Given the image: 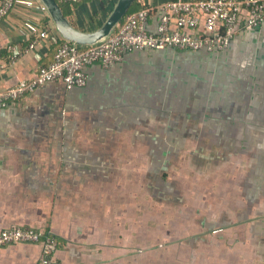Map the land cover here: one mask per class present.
Here are the masks:
<instances>
[{
	"label": "crops",
	"instance_id": "0c3cea01",
	"mask_svg": "<svg viewBox=\"0 0 264 264\" xmlns=\"http://www.w3.org/2000/svg\"><path fill=\"white\" fill-rule=\"evenodd\" d=\"M37 1L0 23V91L33 79L63 39ZM168 1L145 0L146 30ZM115 3L62 9L90 31ZM240 25L224 50H133L88 66L83 87L49 81L0 108V232L56 237L53 264H264V22ZM43 27L55 40L29 49ZM41 254L6 244L0 264Z\"/></svg>",
	"mask_w": 264,
	"mask_h": 264
},
{
	"label": "built area",
	"instance_id": "2783aa9c",
	"mask_svg": "<svg viewBox=\"0 0 264 264\" xmlns=\"http://www.w3.org/2000/svg\"><path fill=\"white\" fill-rule=\"evenodd\" d=\"M16 1L0 0V23L13 10ZM60 1L73 3L81 0ZM31 7L40 13L49 14L41 1L33 2ZM160 9L162 16L154 32L145 28L152 10L144 8L127 13L114 33L101 43L85 46L67 40L60 42L53 62L41 67L33 79L0 91V108H6L26 92L49 81L62 80L68 89L83 87L88 80V66L99 64L103 68H110L123 60L125 53L133 50L172 47L186 51H221L235 37L241 22L240 26L247 29L258 27L264 22V0H171L160 5ZM172 18L176 19V29H170ZM40 38L54 39L51 31L43 27L28 48L33 49ZM20 54L18 48H13L11 61L15 62ZM3 67L4 61L0 55V70ZM17 242L41 244L42 254L37 264L54 263L57 240L51 234L22 227L7 228L0 232V246Z\"/></svg>",
	"mask_w": 264,
	"mask_h": 264
},
{
	"label": "water",
	"instance_id": "95a60500",
	"mask_svg": "<svg viewBox=\"0 0 264 264\" xmlns=\"http://www.w3.org/2000/svg\"><path fill=\"white\" fill-rule=\"evenodd\" d=\"M49 12L56 30L62 38L79 45H95L107 40L122 22L123 18L136 0H116V3L103 24L90 31L76 27L64 14L58 0H40Z\"/></svg>",
	"mask_w": 264,
	"mask_h": 264
},
{
	"label": "trees",
	"instance_id": "16d2710c",
	"mask_svg": "<svg viewBox=\"0 0 264 264\" xmlns=\"http://www.w3.org/2000/svg\"><path fill=\"white\" fill-rule=\"evenodd\" d=\"M58 2L60 3L61 6H63V4H62L63 2H61L59 0H58ZM150 6H151V4L146 3L145 0H136L127 13L133 12V11H138V10H141L144 8H150ZM62 41H65V40L62 39Z\"/></svg>",
	"mask_w": 264,
	"mask_h": 264
},
{
	"label": "flooded vegetation",
	"instance_id": "af4514ba",
	"mask_svg": "<svg viewBox=\"0 0 264 264\" xmlns=\"http://www.w3.org/2000/svg\"><path fill=\"white\" fill-rule=\"evenodd\" d=\"M214 52H216V51H214Z\"/></svg>",
	"mask_w": 264,
	"mask_h": 264
}]
</instances>
